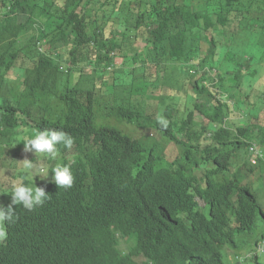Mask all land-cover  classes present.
I'll use <instances>...</instances> for the list:
<instances>
[{"label":"trees","instance_id":"trees-1","mask_svg":"<svg viewBox=\"0 0 264 264\" xmlns=\"http://www.w3.org/2000/svg\"><path fill=\"white\" fill-rule=\"evenodd\" d=\"M262 110L264 0H0V144L26 125L63 130L75 177L65 190L23 176L51 199L13 205L0 264H226L264 222Z\"/></svg>","mask_w":264,"mask_h":264},{"label":"rangeland","instance_id":"rangeland-1","mask_svg":"<svg viewBox=\"0 0 264 264\" xmlns=\"http://www.w3.org/2000/svg\"><path fill=\"white\" fill-rule=\"evenodd\" d=\"M244 42H238L236 41V44L241 45ZM43 48L45 49L44 45ZM20 65L24 64V60L21 59ZM118 66H115V71H117L118 76L119 74H124L125 71L123 70V67L126 66V64L121 63V59H118ZM27 65V64H26ZM19 70V69H17ZM21 69L17 71V73L12 74L13 76H19L21 75ZM17 77V78H19ZM16 78V79H17ZM15 80V79H14ZM15 85V84H14ZM104 108V105H103ZM99 109H101V106H99ZM187 110L184 112L186 113ZM257 113L258 111H254ZM197 113V119L201 120V116L198 115ZM231 118L237 122L240 120L246 121L244 119L248 118V116L245 114L242 115L239 112H235L234 115L231 116ZM259 120L253 119L255 122L258 121L261 125H264V110H262L259 113L258 116ZM100 123L107 122L105 118H98ZM98 123V122H97ZM111 123L117 124L119 127H121L124 131L128 132L129 134L134 135L137 138H141L147 142V144H152L153 142H157L160 146L162 147H167V151L170 156H172L175 153H178V147L173 144L169 143L167 139L163 138L162 133L158 132L155 128H139L138 126L134 124H129L127 122L123 121H117L116 119H112ZM99 124V123H98ZM33 133V129L31 130L30 128L27 127H22L18 131V138L15 140L13 139L10 143H7L3 148H0V192H7L10 191L11 186L13 183L21 181L22 175L26 176L25 174V169H24V163L25 159L31 160L33 164H35L37 167L43 166L45 168L49 169V174L46 179H41L39 176L34 177V181H40V182H48L52 181L51 177L53 175L51 168L56 167L58 165H64L63 162V157L57 154L55 159H51L47 156L43 155H37L32 152H25L24 149L22 148L21 143L23 141H19L22 138L29 137L30 134ZM21 146V147H20ZM245 157L248 158V154L245 153ZM27 178L31 179L30 177L26 176ZM32 180V179H31ZM33 181V180H32ZM251 182H254V185L257 189V193L259 195V199L264 202V171L263 174L258 170L252 177H251ZM7 193H0V204L4 203L5 196ZM259 228L256 231V233L251 236L249 245L246 249L240 250V251H233L229 248H226V253H225V262L226 264H233L236 258L237 254L240 255H246V252L255 250V239H258L257 237H260L261 234L264 231V222L262 220L259 221ZM264 237V236H263ZM121 245L120 247L125 250H130L133 247V242L128 241L125 239L120 238ZM263 241V240H262ZM262 241H260L262 243ZM259 258L262 262H264V252L263 255H259ZM254 259V258H253ZM139 263H143L145 259L139 257L137 258ZM252 260V259H251ZM255 262L254 260H252ZM250 261L248 264H253V262Z\"/></svg>","mask_w":264,"mask_h":264},{"label":"clouds","instance_id":"clouds-1","mask_svg":"<svg viewBox=\"0 0 264 264\" xmlns=\"http://www.w3.org/2000/svg\"><path fill=\"white\" fill-rule=\"evenodd\" d=\"M158 119L161 125L167 126L168 121L164 117H159ZM25 127L30 128L31 130L33 129V133L30 134L29 137L22 138L19 141H23L21 145L24 146L23 149L25 152L35 153L36 156L43 155L51 159H55L57 154L59 153V155L63 157V153L60 152L58 146L63 145L65 148H71L74 144V137L63 130L45 128L36 132V129L32 125H26ZM18 136L19 135H17L14 140L18 138ZM5 145L0 144V148H3ZM253 146L255 145H252V147ZM255 147L258 149L259 153H256L253 150L251 151L261 155V149H259L257 146ZM67 154H73V151L70 150ZM69 158L71 161L72 156H70ZM63 160H65L64 157ZM252 164L256 165L254 160H252ZM24 169L26 176L30 177L33 182H35L34 177L39 176L41 179H46L49 174L48 168H45L43 166L37 167L32 163L31 160L27 159H25ZM51 171L53 173L51 177L52 181L41 183L48 184L50 182H54L58 188H62L65 190L73 187L75 177L70 164L58 165L51 168ZM23 176L24 175H22V178ZM22 180L13 183L10 191L0 192L7 193L4 203L6 202L8 195H11V203L9 205L4 206V203L0 204V241H4L7 239V227L14 222L15 211L13 205L22 206L28 211H33L37 207L43 206L47 200L51 199L49 194L45 191L44 187H38L36 185L29 186L22 182ZM263 252L264 240L260 244L255 243V250L246 252V255L237 254L233 264H248L252 260L255 261L256 256H258L259 258V255H263ZM253 264H255V262H253Z\"/></svg>","mask_w":264,"mask_h":264},{"label":"built area","instance_id":"built-area-1","mask_svg":"<svg viewBox=\"0 0 264 264\" xmlns=\"http://www.w3.org/2000/svg\"><path fill=\"white\" fill-rule=\"evenodd\" d=\"M251 150L255 151L256 153H259L258 149L255 146L251 147Z\"/></svg>","mask_w":264,"mask_h":264}]
</instances>
